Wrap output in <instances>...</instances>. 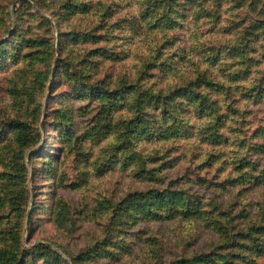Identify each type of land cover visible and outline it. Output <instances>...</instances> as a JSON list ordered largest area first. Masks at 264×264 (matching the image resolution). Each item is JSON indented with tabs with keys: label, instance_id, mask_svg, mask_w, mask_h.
I'll use <instances>...</instances> for the list:
<instances>
[{
	"label": "rangeland",
	"instance_id": "374dc122",
	"mask_svg": "<svg viewBox=\"0 0 264 264\" xmlns=\"http://www.w3.org/2000/svg\"><path fill=\"white\" fill-rule=\"evenodd\" d=\"M189 1L0 0V264H264V0Z\"/></svg>",
	"mask_w": 264,
	"mask_h": 264
},
{
	"label": "trees",
	"instance_id": "16d2710c",
	"mask_svg": "<svg viewBox=\"0 0 264 264\" xmlns=\"http://www.w3.org/2000/svg\"><path fill=\"white\" fill-rule=\"evenodd\" d=\"M191 2H192V0L191 1H189V4H191ZM257 2H258V0H240V3H239V5H242V4H244L245 6H253V7H255L256 6V4H257ZM183 4L185 5V7L187 6V4L185 3V2H183ZM249 26H246V29L248 28ZM251 27H255V26H251ZM247 70V69H246ZM197 78H198V76H197ZM202 79H206V78H201V79H198V80H196V82L197 83H199V82H201V80ZM105 96H106V98H108L109 96L107 95V94H105ZM111 97H109V99H110ZM263 175H264V169H263ZM263 183H264V178H263ZM175 195V194H174ZM176 200H175V196L172 198V202H175Z\"/></svg>",
	"mask_w": 264,
	"mask_h": 264
}]
</instances>
